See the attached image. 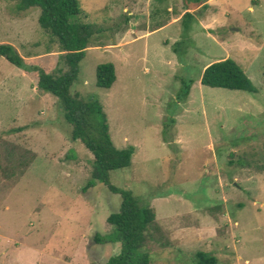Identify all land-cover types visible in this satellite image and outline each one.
Here are the masks:
<instances>
[{
    "label": "rangeland",
    "instance_id": "374dc122",
    "mask_svg": "<svg viewBox=\"0 0 264 264\" xmlns=\"http://www.w3.org/2000/svg\"><path fill=\"white\" fill-rule=\"evenodd\" d=\"M17 3L0 0V45L66 71L40 9ZM224 3L186 11L195 17L187 29L183 0H80L78 22L117 30L86 50L72 93L99 99L115 146L136 148L110 182L154 209L153 264H198L199 252L264 264V0ZM228 58L257 93L202 85L204 70ZM106 63L116 70L110 89L96 85ZM72 130L35 75L0 56V264H105L119 252L107 219L121 196L87 188L93 155Z\"/></svg>",
    "mask_w": 264,
    "mask_h": 264
},
{
    "label": "trees",
    "instance_id": "16d2710c",
    "mask_svg": "<svg viewBox=\"0 0 264 264\" xmlns=\"http://www.w3.org/2000/svg\"><path fill=\"white\" fill-rule=\"evenodd\" d=\"M21 11L40 9L38 23L49 36L50 42L58 45L63 52L62 59L67 67L57 73L48 72L39 64L28 63L18 51L8 44L0 45V56L27 73H33L38 80V89L55 96L63 109L64 117L72 130V139L80 141L92 153L91 179L87 188L101 183L121 196L118 212L107 219L112 226L107 239L120 244L117 254L111 256L105 264H153L147 250L149 242L155 240L154 231L160 232L154 209L141 204L139 198L127 189L115 187L110 182V173L130 168L136 148L128 146L118 149L110 134V127L104 107L99 99H88L72 93V87L78 80L80 64L86 57V50L94 43H103L116 33L114 26L98 23L83 24L76 20L80 14V0H17ZM209 0H183L186 10L198 7L208 8ZM202 9V10H203ZM195 17L186 12L183 16L185 28H189ZM179 45V43H178ZM174 51H178L175 49ZM116 82V70L112 63L101 64L96 69V85L110 89ZM194 81L184 83L180 100H186ZM201 83L211 88L239 90L257 93L253 81L245 70L233 59H223L210 64L203 72ZM11 156L12 151L8 152ZM12 160V159H11ZM26 161L23 162L25 165ZM28 166L27 164L25 165ZM198 264H217L218 259L208 253H197Z\"/></svg>",
    "mask_w": 264,
    "mask_h": 264
},
{
    "label": "crops",
    "instance_id": "0c3cea01",
    "mask_svg": "<svg viewBox=\"0 0 264 264\" xmlns=\"http://www.w3.org/2000/svg\"><path fill=\"white\" fill-rule=\"evenodd\" d=\"M207 5H209V7H213V10H215V9H218V8H220L221 6H223V5H225V3H224V0H209L207 3H206ZM220 6V7H219ZM227 7V6H226ZM252 9V8H251ZM228 10V9H227ZM186 11H192V10H185V13H186ZM202 14V13H201ZM214 19V18H213ZM204 22H208V20H206L205 18H204V16H202V20H201V23H204ZM167 23H165V24H162V26L161 27H163V26H165ZM204 26V25H203ZM202 26V27H203ZM204 28V27H203Z\"/></svg>",
    "mask_w": 264,
    "mask_h": 264
}]
</instances>
